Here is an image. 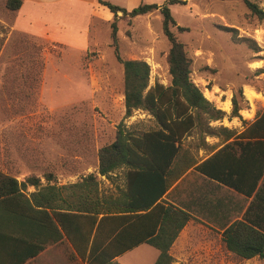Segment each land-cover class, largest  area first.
Here are the masks:
<instances>
[{"label":"rangeland","instance_id":"rangeland-1","mask_svg":"<svg viewBox=\"0 0 264 264\" xmlns=\"http://www.w3.org/2000/svg\"><path fill=\"white\" fill-rule=\"evenodd\" d=\"M5 1L0 0V171L19 182L38 177L42 186L51 175L50 184L62 197L70 193L64 187L91 174L100 194L115 195L124 188V170L100 176L98 151L116 140L119 129L141 135L158 129L159 123L146 109L125 117L123 67L111 44L112 13L96 0H21L16 11L6 9ZM103 1L130 10L140 2L162 5L167 0ZM183 1L168 5L175 22L170 31L184 46L190 80L213 108L224 112L212 121L193 110L196 125L180 141V158L199 162L264 110V20L243 0ZM250 1L264 11V0ZM116 27L119 57L147 63L148 87H168L170 43L162 32L161 13L130 22L120 18ZM233 97L240 109L234 117ZM34 190L25 187L27 195ZM223 191L231 193L219 187ZM235 197L245 205L244 198ZM186 242L182 238L172 249L175 264H219L207 260L204 251L201 257L192 249L184 251ZM154 253L143 243L112 264H152ZM225 260L262 264L228 253Z\"/></svg>","mask_w":264,"mask_h":264},{"label":"trees","instance_id":"trees-1","mask_svg":"<svg viewBox=\"0 0 264 264\" xmlns=\"http://www.w3.org/2000/svg\"><path fill=\"white\" fill-rule=\"evenodd\" d=\"M96 1L113 16L111 44L123 67L125 117L133 110L146 109L152 112L159 128L141 135L119 129L116 140L98 151L100 176L124 170V188L115 195L100 194L91 174L82 182L64 187L70 193L62 197L60 189L50 184L51 175L45 176L47 184L42 186L38 177L19 182L0 171V212L12 218L6 228L0 227V264H25L45 243L55 242L63 235L84 264H112L115 258L142 243L158 251L153 264H175L169 251L190 216L166 205L162 197L191 167L251 198L243 220L231 223L223 231L221 244L239 259L256 257L264 263V110L232 141L200 163L184 161L180 158V141L196 125L193 110L202 111L212 121L224 115L190 80L184 46L170 31L175 22L168 5L185 1L167 0L162 5L140 2L130 10ZM243 3L259 20H264V11L255 3ZM21 6V0L5 1V8L10 11ZM157 10L162 15V32L170 43L167 64L171 82L165 88L157 83L148 87L147 63L122 60L117 49V19L126 17L130 22ZM239 110L233 97L231 116H237ZM27 185L35 188L30 195L25 193Z\"/></svg>","mask_w":264,"mask_h":264},{"label":"crops","instance_id":"crops-1","mask_svg":"<svg viewBox=\"0 0 264 264\" xmlns=\"http://www.w3.org/2000/svg\"><path fill=\"white\" fill-rule=\"evenodd\" d=\"M219 187L231 193L226 194L225 191L220 193ZM235 196L244 198L246 200L245 205H242ZM162 201L166 205H172L187 212L190 216L189 221L181 229L170 248L169 252L171 255L172 249L182 238L187 240L185 245H183L184 251L185 249H192V253H196L195 256L199 257L202 256L201 252L204 251V256H206L207 260L213 258L219 264L225 263V253L234 255L221 244V236L225 228L231 223L243 220L251 198H246L242 194L206 178L191 167L171 184L162 197ZM10 222H12V218L0 212V227L6 228L7 225L11 224ZM192 233L197 235L193 236L191 235ZM199 235L203 238V242H198V239H200ZM46 236L43 233L42 237L45 238ZM194 239L197 240V243L189 242ZM142 244L133 249L140 247ZM157 256L158 251L153 254L154 262ZM253 260L264 264L256 257L244 261L252 262ZM65 262L66 264H84L71 243L63 235L61 239L55 242L45 243L43 249L25 264H63Z\"/></svg>","mask_w":264,"mask_h":264}]
</instances>
